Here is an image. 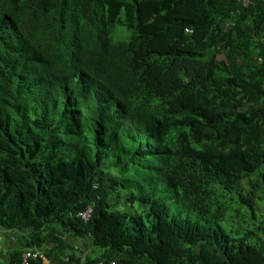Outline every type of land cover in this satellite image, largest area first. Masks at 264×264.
Masks as SVG:
<instances>
[{
  "label": "trees",
  "instance_id": "trees-1",
  "mask_svg": "<svg viewBox=\"0 0 264 264\" xmlns=\"http://www.w3.org/2000/svg\"><path fill=\"white\" fill-rule=\"evenodd\" d=\"M76 65L128 119L70 102ZM34 202L12 264L70 233L100 250L63 264H264V2L0 0V225L37 226Z\"/></svg>",
  "mask_w": 264,
  "mask_h": 264
},
{
  "label": "clouds",
  "instance_id": "clouds-1",
  "mask_svg": "<svg viewBox=\"0 0 264 264\" xmlns=\"http://www.w3.org/2000/svg\"><path fill=\"white\" fill-rule=\"evenodd\" d=\"M69 73L74 78L73 83L77 86V88L80 89V97L76 96L75 90L71 91L70 95L72 101L70 102L80 104V102L86 100L89 103L93 101L95 105L100 108L103 107L105 103H107L109 107H113L114 109L118 108L120 116L128 119L127 116L129 114L126 115L125 111H127V109L124 104H122L121 101L111 94L112 92H110L108 89L110 87H107L104 81H101L99 77H96L94 72L86 69L85 67L76 65L74 70H72L71 67L69 68ZM68 79H70V77H68ZM58 80H62V77L58 78ZM35 87L37 88L36 82ZM48 89H50L49 84L45 87V89L39 91L46 92ZM66 91L68 92V90ZM33 97L38 98V92ZM138 117L139 118L132 119V122L127 125L130 127V134L132 135H135L136 131L143 132L144 129L142 126L149 124L147 117L142 118V115H138ZM112 129L114 128L112 127ZM140 142L143 143V138L140 139ZM121 150L124 153L118 152L119 156L121 158L129 159V152L126 149ZM106 164L107 166L104 169V176L108 177L113 182V185L115 183L119 191L125 195L127 189L130 186V180L126 178L128 172L125 170L126 168H124L126 165L121 164V166L116 169L111 159L106 160ZM120 173L125 175L124 179H120ZM76 213L82 218V220L87 222L92 218L94 214V208L88 203L83 207V209L77 211ZM112 262H109L108 264Z\"/></svg>",
  "mask_w": 264,
  "mask_h": 264
},
{
  "label": "crops",
  "instance_id": "crops-1",
  "mask_svg": "<svg viewBox=\"0 0 264 264\" xmlns=\"http://www.w3.org/2000/svg\"><path fill=\"white\" fill-rule=\"evenodd\" d=\"M43 204H45V199L42 200ZM34 204L37 205L36 202L31 203V207H28L27 212L34 214L32 217V222H36L37 226L31 225L28 228H9L6 226L0 225V264H12L13 258L12 255L21 248V246L27 243L29 240L27 238V234L32 232L33 234L40 233V236L43 235V231L47 227L42 219H47L43 215L45 213V206L44 208H34ZM22 213L26 214L25 211L22 209ZM36 215V216H35ZM52 217V220L55 225V219ZM35 220V221H34ZM49 220V219H48ZM34 221V222H33ZM38 221L41 223L38 225ZM59 222V220H57ZM48 229H50L48 227ZM44 249L45 252H42L40 257L36 258L41 261L43 264H63V261H69V254H72L76 258H86L87 256L90 257V253L94 252L96 248H99L94 244V240L91 237L80 238V236H75L72 233L66 236V247L63 245L58 244L55 240L51 239L48 241H44ZM67 248V249H66ZM53 250V256H47V250ZM99 253L96 252L95 256ZM59 254V255H57ZM23 255V254H22ZM94 256V257H95ZM22 258V256H21ZM40 258V259H39ZM22 260V259H21ZM38 261V262H39ZM15 263V262H14ZM19 263V262H18ZM76 264V263H73Z\"/></svg>",
  "mask_w": 264,
  "mask_h": 264
},
{
  "label": "built area",
  "instance_id": "built-area-1",
  "mask_svg": "<svg viewBox=\"0 0 264 264\" xmlns=\"http://www.w3.org/2000/svg\"><path fill=\"white\" fill-rule=\"evenodd\" d=\"M244 5H249L252 0H242ZM262 2H264V0H261ZM42 256L41 252L39 251H35L33 252L32 250H27V252H24L22 255V260L18 263V264H31L33 259H36L38 257ZM110 264H115L114 262L110 263Z\"/></svg>",
  "mask_w": 264,
  "mask_h": 264
},
{
  "label": "rangeland",
  "instance_id": "rangeland-1",
  "mask_svg": "<svg viewBox=\"0 0 264 264\" xmlns=\"http://www.w3.org/2000/svg\"><path fill=\"white\" fill-rule=\"evenodd\" d=\"M95 251L94 252H91L89 255H90V257H94L95 256V253L96 252H98L99 250H100V248H96V249H94Z\"/></svg>",
  "mask_w": 264,
  "mask_h": 264
}]
</instances>
